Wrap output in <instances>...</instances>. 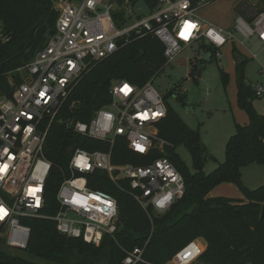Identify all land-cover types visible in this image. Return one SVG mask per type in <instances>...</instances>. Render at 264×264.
Listing matches in <instances>:
<instances>
[{"label":"built area","instance_id":"1","mask_svg":"<svg viewBox=\"0 0 264 264\" xmlns=\"http://www.w3.org/2000/svg\"><path fill=\"white\" fill-rule=\"evenodd\" d=\"M214 1L160 0L157 10L147 17L136 16L126 5L120 25L113 18L114 0L60 1L55 34L31 62L15 72L20 81L9 76L11 96L0 90V248L27 250L31 230L23 220L29 218L51 220L61 234L100 246L105 235L117 230L118 203L110 194L89 187L88 176L96 171L107 173L113 182L128 181L136 201L155 215L168 213L184 197V179L168 159L147 166L115 165L111 152L77 149L69 161V178L58 190L57 213L43 216L52 168L44 149L52 125L59 120L89 139L114 145L117 138H123L139 156L163 153L168 144L160 138L158 125L167 116V105L154 79L143 87L113 83L111 103L96 111L89 123L60 115L84 73L133 37L159 39L165 68L178 63L179 56L196 44L212 48L220 57L221 49L237 43L235 32L245 40L257 37L264 45V13L251 23L239 17L234 31L224 30L197 15ZM254 89L261 98L264 87ZM205 249V241L194 240L168 264H194ZM143 255L144 249L136 248L126 254L123 264H144Z\"/></svg>","mask_w":264,"mask_h":264},{"label":"trees","instance_id":"2","mask_svg":"<svg viewBox=\"0 0 264 264\" xmlns=\"http://www.w3.org/2000/svg\"><path fill=\"white\" fill-rule=\"evenodd\" d=\"M141 1L150 9L160 3V0H114L115 23L120 25L124 20V6L133 7ZM235 12L238 18L251 23L264 13V0L256 8L241 1ZM58 18L54 0H0V90L3 94L11 96L9 76L20 81L15 72L45 48ZM121 43L116 53L84 73L61 118L89 123L96 111L111 103L113 83L125 81L143 87L164 71V46L159 39L133 37L128 43ZM202 48L205 55H211V60L215 51L205 45ZM205 62L198 61L196 73ZM244 65L245 62L236 66L237 104L247 114L249 124H236V134L226 147V160L211 174L204 172L205 148L200 134L168 106L166 118L158 125L160 138L168 145L163 153L155 151L147 156L133 153L123 138H117L111 145L83 137L56 121L44 149L52 168L45 186L43 216L52 217L57 213L58 190L69 178V161L77 149L111 152L115 165L147 166L159 159H168L184 179L185 195L168 213L155 215L151 208L146 211L136 201V192L128 181L113 182L107 173L96 171L88 176L89 187L110 194L118 203L117 230L113 235H105L97 247L61 234L51 220L24 219L23 223L31 230L27 250H9L14 253L11 254L1 247L0 264H123L126 254L136 248L144 249V264H168L181 249L197 239L207 245L197 264H264V222L260 219L264 186L248 189L241 173L252 164L264 166V115L258 114L253 106L258 97L254 87L246 83ZM221 77L226 88L229 75L222 71ZM182 145L191 154L194 173L176 153ZM223 184L236 186L246 203L209 197Z\"/></svg>","mask_w":264,"mask_h":264},{"label":"rangeland","instance_id":"3","mask_svg":"<svg viewBox=\"0 0 264 264\" xmlns=\"http://www.w3.org/2000/svg\"><path fill=\"white\" fill-rule=\"evenodd\" d=\"M60 1L54 0L57 10ZM241 1H246L253 8H256L260 2V0H216L199 9L197 15L200 19L224 30L234 31L238 18L235 8ZM132 9L136 16L141 17H147L157 10V8L150 9L142 1ZM235 36L237 43L225 46L219 51L220 57H217L215 53L211 60L203 64L204 70L200 78H197L198 72L196 73L194 69L198 61L204 58L205 51L202 48L203 45L196 44L179 56L178 63L174 62L167 66L153 81L166 105L193 131L200 134L205 148L204 172L206 174H211L225 162L227 144L236 134V122L239 119L236 115V110L239 109L236 85L237 55L246 59L243 67L246 83L254 87L260 85L264 87V45L257 37L245 40L236 32ZM252 55H257V58H252ZM222 71L229 75L226 88L221 77ZM253 106L258 114L264 115V94L261 98L254 100ZM176 153L187 169L194 173L192 157L186 145L178 147ZM258 166L260 165L252 164V167ZM243 169L241 173L245 187L257 190L264 186V170H261L258 173V179L254 180L252 177L247 178L243 174ZM243 179L251 187L247 186ZM226 186L218 189L220 195L216 196L217 198L238 200V194L244 198L236 186L232 185L233 188ZM242 202L246 203V201ZM7 252L14 254L9 250Z\"/></svg>","mask_w":264,"mask_h":264},{"label":"crops","instance_id":"4","mask_svg":"<svg viewBox=\"0 0 264 264\" xmlns=\"http://www.w3.org/2000/svg\"><path fill=\"white\" fill-rule=\"evenodd\" d=\"M236 115L238 116V120H237V122H236V124H238V125H241V126H247L248 124H249V118H248V116L242 111V110H240V109H237L236 110ZM261 170H264V166H258V167H252V165L251 166H249V167H247V168H245V169H243V174L247 177V178H250V177H252L254 180H255V178H256V180L258 179V173L259 172H261ZM244 180V179H243ZM253 180V181H254ZM244 182H245V180H244ZM245 184L248 186L249 184H247L246 182H245ZM225 185H227L226 187H228V188H233V186L232 185H230V184H223V185H220V186H218L217 188H215L211 193H210V195H209V197H213V198H217L216 196H218V195H220L219 194V188H222L223 186H225ZM264 185V184H263ZM250 186V185H249ZM251 187V186H250ZM238 200H240V201H246L241 195H239L238 194Z\"/></svg>","mask_w":264,"mask_h":264},{"label":"water","instance_id":"5","mask_svg":"<svg viewBox=\"0 0 264 264\" xmlns=\"http://www.w3.org/2000/svg\"><path fill=\"white\" fill-rule=\"evenodd\" d=\"M55 34V30L51 32L50 34V37H52L53 35ZM211 58V55L210 54H207L204 56V60L205 61H209ZM244 62H246V59L242 58V57H236V64L237 65H242ZM204 70V66H202L197 74V78H200L201 77V74ZM261 221L264 222V205L262 207V210H261V217H260Z\"/></svg>","mask_w":264,"mask_h":264},{"label":"snow or ice","instance_id":"6","mask_svg":"<svg viewBox=\"0 0 264 264\" xmlns=\"http://www.w3.org/2000/svg\"><path fill=\"white\" fill-rule=\"evenodd\" d=\"M194 27V26H193ZM185 38H187V36H185Z\"/></svg>","mask_w":264,"mask_h":264}]
</instances>
